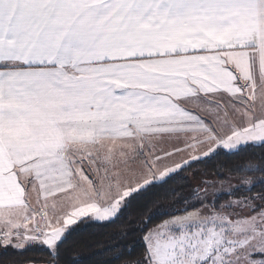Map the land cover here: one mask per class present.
<instances>
[{"label":"crops","instance_id":"1","mask_svg":"<svg viewBox=\"0 0 264 264\" xmlns=\"http://www.w3.org/2000/svg\"><path fill=\"white\" fill-rule=\"evenodd\" d=\"M254 98L264 109V0H0L4 244L49 248L95 221L80 207L125 206L150 173L228 147ZM169 239L151 264H192Z\"/></svg>","mask_w":264,"mask_h":264},{"label":"trees","instance_id":"2","mask_svg":"<svg viewBox=\"0 0 264 264\" xmlns=\"http://www.w3.org/2000/svg\"><path fill=\"white\" fill-rule=\"evenodd\" d=\"M197 174L216 179L231 192L213 203L203 202L190 180ZM238 198L264 202V143L235 152L218 149L190 163L132 195L114 219L78 221L53 249L40 245L16 249L0 241V264H151L147 236L152 229L204 206L219 211L224 202Z\"/></svg>","mask_w":264,"mask_h":264},{"label":"rangeland","instance_id":"3","mask_svg":"<svg viewBox=\"0 0 264 264\" xmlns=\"http://www.w3.org/2000/svg\"><path fill=\"white\" fill-rule=\"evenodd\" d=\"M241 64L242 66L246 65V63ZM242 71L243 73H248L247 67H244ZM241 110L246 119V127L241 130L242 127L231 125L238 137L232 140L230 139V141H228V147L215 148L211 154L203 157L192 156V158L187 161L182 157L180 159L183 160L182 163L177 166L176 164L170 165L169 162L172 156L171 159H169L168 156H170L172 152L168 150L163 160L167 165H170V167L168 168L166 166L167 169H165V167L164 171L161 173H150L149 184L151 185L163 181L168 176L186 167L190 163L210 157L218 149L224 148L229 152H235L245 146L263 144L264 109L261 108L260 101L254 98V100L247 105L242 106ZM225 118L230 122L234 119V117L229 114H226ZM184 128L187 127H183L182 129ZM191 128L193 132L196 131L195 129L197 127L195 128V126H192ZM208 128L203 127L201 130L202 132L199 131V135L203 137V139L204 135L207 133L205 130H208ZM184 135H188V132H186V134L184 132L181 133V137ZM193 137L196 138L194 134ZM172 143L170 142L167 144L171 146ZM178 143L180 145V152H186L185 148L189 144V141H186L185 137H182V140L180 139L179 142L173 144ZM151 166L150 159V167ZM190 180L196 194L203 198V202L213 203L217 196L222 193H227L228 191L231 192V190H226L227 187L223 183L218 182L214 178L203 177L201 174L190 175ZM123 206V204H119L111 207H104L102 211L100 207L84 206V208L80 207V210L85 215L90 214L93 220L103 222L112 220ZM219 208V211H215L213 205L204 206L195 212L175 217L164 222L160 226L152 229L148 234V248L154 251L155 247L159 248L158 246H162L163 239H168V242H170L171 239L169 238L172 237L177 241V245L172 248L169 246L167 248L170 249L168 254L177 258L181 256L189 258V256H191L193 261L192 264H264V202L258 198L253 200L250 198H238L224 202ZM35 224L38 225L41 223L37 221ZM41 230H44V226H42ZM65 233L66 231L63 230V227H59L57 232L45 234L44 242H46V246H49V249L55 248L53 244L60 242L64 238ZM2 236L3 240L0 239V241H4L3 243H5L7 238L4 237V235ZM38 242L41 243L40 241ZM205 243H207V245H205ZM40 246H43V244H40ZM204 255L207 256L206 261L200 263L201 261L199 259Z\"/></svg>","mask_w":264,"mask_h":264},{"label":"built area","instance_id":"4","mask_svg":"<svg viewBox=\"0 0 264 264\" xmlns=\"http://www.w3.org/2000/svg\"><path fill=\"white\" fill-rule=\"evenodd\" d=\"M0 239L2 240V237H1V235H0Z\"/></svg>","mask_w":264,"mask_h":264}]
</instances>
